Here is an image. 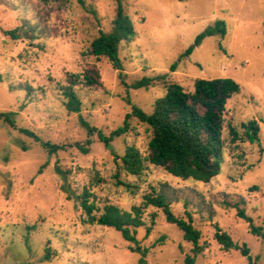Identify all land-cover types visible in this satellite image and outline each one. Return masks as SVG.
Returning a JSON list of instances; mask_svg holds the SVG:
<instances>
[{
  "label": "rangeland",
  "instance_id": "374dc122",
  "mask_svg": "<svg viewBox=\"0 0 264 264\" xmlns=\"http://www.w3.org/2000/svg\"><path fill=\"white\" fill-rule=\"evenodd\" d=\"M84 1L0 0V264H185L192 245L160 209L145 204L146 197L166 192L199 208L188 211L200 243L209 247L195 264H252L241 250L218 244V229L264 264V236L252 232L235 209H222L223 202L242 200L264 234V0H122L135 32L119 51L122 72L90 53L99 32L112 29L116 0ZM218 20L226 25L225 36L206 37L185 56ZM91 69L100 73V85L74 86L81 111L68 112L64 88ZM161 77L148 89L131 88L143 78ZM222 78L236 81L240 92L227 103L222 171L209 183L151 165V131L134 117L110 149L97 132L89 133L93 128L110 136L133 106L151 114L167 83L193 92L197 79ZM253 120L259 141L250 144L242 125ZM128 147L142 157L139 176L122 167L119 158ZM83 200L97 219L109 206L133 216L138 208L143 226L131 229L136 243L114 228L90 224ZM184 207L180 200L171 211L187 220Z\"/></svg>",
  "mask_w": 264,
  "mask_h": 264
},
{
  "label": "trees",
  "instance_id": "16d2710c",
  "mask_svg": "<svg viewBox=\"0 0 264 264\" xmlns=\"http://www.w3.org/2000/svg\"><path fill=\"white\" fill-rule=\"evenodd\" d=\"M41 1L44 4H50L56 2L66 3L68 0ZM77 1L81 6L85 5L84 0ZM116 2V17L113 20L111 31L108 33L99 32V36L91 44L90 53L97 58H106L115 70L122 72L124 68L119 51L124 43L134 38L135 32L131 18L124 11L122 0H116ZM226 32L225 23L221 20L216 21L213 27H209L198 35L194 46L186 51L185 56L191 55L194 48L206 37L225 36ZM9 34L17 39L15 31H10ZM172 72H175L174 66ZM100 79V73L97 69L87 70L79 76H72L69 86L63 90L67 111L70 113L81 111V102L73 90L74 86L80 83L88 87L99 86ZM163 80H165L164 77L143 78L131 85V88L148 89L156 82ZM239 92L240 85L229 78L197 79L194 83L193 92H186L182 86L176 83H167L165 97L157 100L151 114H147L140 108L133 106L132 113L126 116L124 125L112 132L110 136H105L102 132L93 128H89V133L92 136L97 132L100 141L104 143L107 149H110L116 138L128 132L129 119L134 117L142 124H146L151 131L147 155V161L151 165L162 168L169 175L179 179H192L200 183H209L219 176L222 171L224 162L222 140L225 123L224 115L228 101ZM242 128L248 143L255 144L259 141L260 127L256 120L243 124ZM231 135L237 137V131L234 128L231 130ZM56 150H61V148H53V151ZM119 159L126 173L139 176L142 172L143 160L139 151L134 147H128L125 155ZM167 193L169 192L146 197L145 204L160 209L164 213L166 221L176 225L183 232L184 240L193 247V255H186L185 264H195L197 256L209 247V243H200L201 232L195 228L193 214L188 211L189 207L199 208L197 204L186 198L179 199L178 194L175 197H170ZM188 198L191 199L192 195ZM180 200L184 202L187 220L176 217L171 211L172 204ZM242 205V200L235 203L223 202L224 208L222 209H235L241 219L250 223L252 232L264 236L262 228L255 227L251 223L250 218L241 207ZM83 208L86 214L90 216V224L114 228L127 241L136 243V232L134 230V233H132L131 229L143 226L138 208H135L136 215L133 216L131 213L121 212L118 208L109 206L106 208L105 214L98 219L91 216L92 206L87 204V200H83ZM215 240L225 251L241 250L242 255L250 263L256 264L250 256V250L246 246L240 248L228 233L218 229ZM133 250L142 254L146 253L140 247ZM140 264H146L145 259H142Z\"/></svg>",
  "mask_w": 264,
  "mask_h": 264
}]
</instances>
